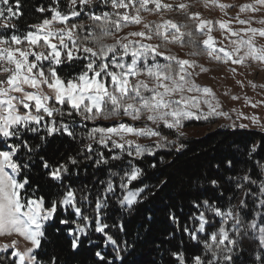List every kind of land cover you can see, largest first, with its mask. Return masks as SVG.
Returning <instances> with one entry per match:
<instances>
[{
	"label": "snow or ice",
	"instance_id": "snow-or-ice-1",
	"mask_svg": "<svg viewBox=\"0 0 264 264\" xmlns=\"http://www.w3.org/2000/svg\"><path fill=\"white\" fill-rule=\"evenodd\" d=\"M203 4L226 17L237 7ZM190 7L53 0L35 7L50 17L22 28L23 0H0V237H18L0 243V264H140L149 243L159 254L152 264H242L249 241L258 249L251 264H264V136L259 143L231 139L250 126L264 132V123L241 115L249 123L237 124L220 111L212 88L194 79L195 69H209L168 47L264 70V46L256 43L264 39V0L216 21ZM173 11L193 26L163 19ZM145 13L161 22H145ZM131 26L140 30L121 35ZM214 117L232 121L219 125L231 135L196 157L178 185L165 178L160 150L183 154V129ZM145 137L153 144L138 142Z\"/></svg>",
	"mask_w": 264,
	"mask_h": 264
},
{
	"label": "rangeland",
	"instance_id": "rangeland-1",
	"mask_svg": "<svg viewBox=\"0 0 264 264\" xmlns=\"http://www.w3.org/2000/svg\"><path fill=\"white\" fill-rule=\"evenodd\" d=\"M166 3H188V4H194L195 1L193 0H164ZM200 3L195 4L197 6V12L201 14V17L203 19H209V20H220V19H227L228 17H235L239 11V5H243L246 3H252L253 0H220V2L233 4L237 7H234L232 9L228 10V16H224L223 13L220 12L218 8L212 7L209 5L208 7H205L203 4V0H199ZM145 17V22H161V16L159 15H150V14H143ZM181 15L183 13L179 11H173V12H167L163 14V19H172L176 22H179ZM248 14H241V18H246ZM260 14H257L256 18H259ZM253 27H261L258 23H254L252 25ZM233 27H239L238 25L233 24ZM218 28V26H217ZM140 30L138 26H131L124 30L121 35H124L128 31H135ZM213 36L216 38V40L220 43L226 44L227 41L224 40L223 35L220 31L214 30ZM111 42V41H109ZM153 43H156V41H152ZM257 46H264V39H261L260 37L256 38ZM178 56L181 59H187L182 54H178ZM223 65V68L221 71L214 70L216 67L209 68V71L207 73H201L199 68L194 70V79L195 82L199 85L211 87L214 94L215 99L213 100V103L218 101L221 105L220 111L226 112L229 114V116L232 118V120H235L237 124L239 123H249V120L247 119H239V116H245V117H252L256 116L260 119L262 123H264V88H261L260 85H264V70H261L259 65L253 63L251 67L247 66H240V65ZM207 68L206 66H203ZM235 68V73L231 71L232 68ZM196 73H199L198 75ZM238 81L240 83H238ZM251 81L252 83L256 84L257 87L253 88L251 84L249 83ZM236 96L238 99L233 100L232 97ZM252 104H257V107L253 108ZM126 122L129 124H132L136 127H143L144 122L138 121L133 122L128 118H125ZM232 121L226 120L223 117H214L211 118V122H205V121H199V122H192V126L186 127L183 129L184 136L182 137V140H188L190 138H197L201 137L205 134H208L211 131H214L219 128V125H228ZM99 126H112L115 121H97L96 122ZM150 127H155L154 125H151L149 123ZM226 128V127H225ZM162 134L166 135L168 130L166 128H163L161 125ZM248 130H256L261 131L258 127L250 126ZM155 138H141L138 142L145 145H152ZM12 239H18V237L12 236V237H0V243H8Z\"/></svg>",
	"mask_w": 264,
	"mask_h": 264
},
{
	"label": "trees",
	"instance_id": "trees-1",
	"mask_svg": "<svg viewBox=\"0 0 264 264\" xmlns=\"http://www.w3.org/2000/svg\"><path fill=\"white\" fill-rule=\"evenodd\" d=\"M193 1H195V3L191 4L189 11L197 12V6L195 4H198L200 2L199 0ZM61 2L63 3V0H61ZM23 4L25 12L27 13V17L25 23L21 25L22 28L26 27L28 23L39 22V18L41 16L50 17L51 13L42 14L35 12V7L40 5H43L45 7H52L53 0H23ZM176 20H179L178 23H187L190 27L193 26V22L186 20L184 14L181 15L180 19ZM168 47L170 48L172 53L176 55L182 54L187 59H196L198 64L206 66L208 69H214V67H216V69L214 70L221 71L223 68V65L221 63L210 61L206 56L189 57L187 53L191 51V49L188 47L181 48L178 45H168ZM166 135H168L169 140H173L176 138L175 133H173L172 131H167ZM230 135L231 129L219 127L218 129L211 131L201 137L182 140L187 145L183 154L175 153L174 148L172 149V154H168L167 150L161 149L160 152L163 153V159L167 162L160 165L164 177H172L173 183L178 185L185 174L190 173L195 167L197 163L196 157H203L206 154H212ZM261 136H264V132L256 130H246L244 135L231 136V139L259 143ZM150 239L158 238L156 236H153L150 237ZM249 244L251 245V247L249 248L248 246H246L245 252L241 257L242 264H251V262L254 260L255 251L258 250L256 249L255 243L249 241ZM136 259L140 261V264H152V261L154 260L157 262L159 261V254L152 250V245L149 243L147 247L139 251Z\"/></svg>",
	"mask_w": 264,
	"mask_h": 264
}]
</instances>
